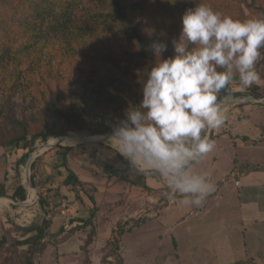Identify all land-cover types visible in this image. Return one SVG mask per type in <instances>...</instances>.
<instances>
[{"label":"rangeland","instance_id":"rangeland-1","mask_svg":"<svg viewBox=\"0 0 264 264\" xmlns=\"http://www.w3.org/2000/svg\"><path fill=\"white\" fill-rule=\"evenodd\" d=\"M231 2L232 0H150L149 6L157 13L167 14V21L181 23V17L185 10L195 7V4L203 3L222 16H227L228 5ZM83 5H85V8L90 4L88 5L84 2ZM82 6L76 11L77 20L84 19L85 14H88V10H84ZM240 6L242 7L243 5ZM93 27L94 29H99L98 34H95V36L104 32L102 28L95 24ZM106 31L111 33L114 30L108 28ZM115 36L119 37L116 33ZM89 43L94 47L97 46L96 43ZM3 45L5 43L0 45V139L2 141L9 140L17 131L11 125V122L7 120V114L13 115L19 121H25L29 128V137L31 138L35 137L42 129H49L56 124L83 129L92 126L90 121L97 124L104 123L105 125H110V121H113L116 125L119 120L124 118L125 111L129 107H134L131 105L133 102L131 88L120 81V76L113 73L114 70L107 63L94 64L95 66L100 65L99 72L96 73L97 81L87 82L85 88L78 87L75 90L65 88L67 83L71 82V79L75 76V73H73L69 80L70 58H76L73 53L75 51L74 47L70 46L65 39H53V43L47 45L36 42L30 49L33 51L32 61L27 65H25L26 63H19L20 59L13 60L12 56H7L4 53L5 48H1ZM77 59L80 62L76 72L80 75L83 72L84 77L87 76L91 65L83 63V60H79V58ZM19 66L21 68L17 72L16 69ZM71 69H73V66H71ZM254 70L259 77L256 83L264 86V61L262 60L258 66L255 65ZM68 73L69 75H67ZM80 75H76L75 78L81 79ZM58 83L62 84L59 85ZM237 83L238 80L234 79L230 85V87H234L233 91L239 90L238 86H236ZM60 89L61 108L67 107L69 102L72 104L69 105L63 117L51 113L47 107L50 98L56 96ZM92 89L93 91H91ZM95 96L100 97L101 104L90 110L91 108L88 105L91 101L89 98L91 97L90 99L93 101ZM110 98H113L118 104H110L108 102ZM218 101L221 104L224 115L235 103L237 107L242 105L239 100L237 101L231 96ZM123 102H126V104L122 105L121 103ZM88 112L90 115L86 114ZM73 114L80 117L74 118ZM67 116L69 117V124L63 119ZM110 132L111 130L108 133ZM81 134V132L66 133V135L90 137ZM61 137H50L46 142H42L37 137L34 141L32 151L36 154V157L33 162L37 161L34 180L38 183H43L44 185L41 184L43 186H47L43 190L34 187L37 190V194L33 205L30 207H20L7 198L0 197L7 200L6 204L0 207V235L5 233V236L10 241L17 240L19 233L12 232V227L26 228L32 224L41 225L46 213L53 215V217L59 216L58 211L52 205L56 201L54 197H57L58 194L69 196L72 199L71 204L74 201L77 207H82L83 204L86 205L87 198L85 195L88 194L93 195L98 204L101 203V199H108L109 201L114 199V203L118 199L120 205L115 211L123 210L126 214L132 213L137 208L145 209L146 207L144 211L136 215V217L139 215L142 220L145 219L144 222L125 232L121 239L119 252L123 264H235L237 261H247L248 263L246 264H264V214L256 215L255 210L250 206L251 210L248 208L244 210V206L240 208L235 188L231 183H228L225 188L220 189L218 187V183L222 179L220 178L222 175L220 171L224 167L227 157L225 154L231 153L232 150H225L216 159V165H214V170L208 180L213 185V190L209 194L217 193L213 200L208 201L206 199L204 208H200L201 206L190 207L184 205L182 203L183 198L180 197L175 200L169 199L167 203H174L171 204L172 208L169 209L168 217L165 212L160 214L158 216L159 219L156 220L154 218L157 214L155 210L161 209L159 208V199L162 200L167 192L161 178H155L156 181H153L150 175H146L147 180H145V183L144 179L134 173L135 171L124 172V178L128 177V179L134 181L140 186V189L126 185L127 183L119 181L117 177H107L105 169L108 170L107 172L118 166L128 169V164L119 154L112 152L106 143L81 145L85 147V150H78L77 154L83 153L78 158L69 159V167L72 168L74 173L76 171L78 174L76 175L75 173L81 180L82 190L84 191L77 192L73 189L75 186H64L62 182L68 172L62 163V152L78 145L76 143H65L59 146L63 148L60 150L58 147H53L43 152L39 151V148L46 145L49 140H58ZM222 142L223 138L218 139L213 144L214 146L217 144L221 145ZM1 151L2 149L0 148V153ZM8 152L3 156L0 155V184L3 183L6 187L5 195L11 197H13L15 189L19 185L22 186L25 190V199L21 203L24 204L26 202V205H28L27 199L30 194V188L24 178L25 164L20 165L17 171L15 166V161L24 152L20 150L17 152L16 150H9ZM92 152H95V158L93 159H97V161L89 169H92V172L95 173H89L88 177H85L80 172V166L82 164L85 165V162H82L84 161V156H88ZM235 152L236 155L238 153L241 156H237L239 160H241L243 154L250 158H255L257 154H260V152H255L254 150L244 153L242 151L239 152L237 149ZM207 161L204 160L199 165ZM31 170L30 166V182H32ZM4 173L8 174L6 182H4L3 178ZM16 173L19 175L18 178H15ZM145 184L149 186V188L145 186L149 190L145 191V188L141 187ZM47 188L50 190L46 193L44 190ZM77 189L79 190L78 186ZM76 192L79 193L77 198L75 197ZM141 193L148 197V206L142 199L144 197ZM41 195L44 196L45 203H47L44 209L47 211L46 213H44L38 203ZM124 198L130 199V202L128 200L125 202ZM241 213L244 216H240ZM104 215H107V213ZM146 216L149 218L146 219ZM178 217L183 219L177 222ZM255 218H258L257 223L253 222ZM123 221L120 219L118 223ZM96 223L102 224L98 218ZM115 223L117 221L114 214L112 219H109L107 223L99 227V235L97 236L96 234L93 248L90 250L91 264L113 263L112 259L106 260L103 256L106 252L105 240L107 238L110 239L111 235L109 233ZM54 225L49 229V232L54 231L58 224L55 222ZM84 236V233L77 232L65 243L57 246L56 249L49 245L44 254L36 261V264H85L83 262V254L80 252L81 239ZM11 249L13 250L14 248L12 247ZM8 257L10 261L7 263L16 264L14 255L2 252H0V264L6 263L5 258Z\"/></svg>","mask_w":264,"mask_h":264},{"label":"trees","instance_id":"trees-1","mask_svg":"<svg viewBox=\"0 0 264 264\" xmlns=\"http://www.w3.org/2000/svg\"><path fill=\"white\" fill-rule=\"evenodd\" d=\"M84 2L90 5L84 8ZM149 2L150 0H0V45L5 43L1 48H5L4 53L7 56H12L13 60L20 59L19 63H26L25 65H27L32 61L33 51L30 49L36 42L47 45L52 44L53 39H65L70 46L74 47L75 51L73 53L76 56V58H70L69 80L73 73H75V76L80 75L76 72L80 62L77 58L83 60V63L91 65L87 76L84 77L83 72L80 75L81 79L74 76L65 88H69V90H75L78 87L85 88L87 82L97 81L96 73L99 72L100 65L95 66L94 64L107 63L114 70L113 73L120 76V81L131 88L133 92L131 105L138 106L142 99L141 89L147 74L151 67L159 62V56H153L149 45L153 41L168 43V50L162 54L161 58L172 56L174 53L170 41L178 38L181 28L180 22H169L166 17L167 14L163 15L151 9ZM240 5L243 6L241 7ZM80 6L84 10H88V14H85L84 19L77 20L76 11ZM228 7L227 16L236 20L264 18V0H232ZM94 24L102 28L104 32L95 36V34H98L99 29H94ZM108 28L114 31L111 33L105 32ZM115 33L119 37H116ZM118 40L119 42H117ZM89 42L96 43L97 46L94 47ZM262 53H264V50H262ZM260 59L257 61L256 66L262 60L264 61V55ZM71 66H73V69H71ZM20 68L19 66L16 71L19 72ZM235 79L238 80V77ZM58 84L61 85L62 83ZM236 86H238V83ZM233 90L234 87L230 86L223 89L219 93L218 100L227 96L263 98L261 93L262 85L256 82L243 92ZM90 98L91 103L88 105L91 108L90 110L101 104L99 96H95L93 101ZM61 100L60 89L57 95L52 96L50 102L47 103L51 113L59 117L65 116L69 105H72L69 102L67 107L61 108ZM108 102L110 104H118L113 98L108 99ZM121 104L124 105L126 102ZM86 114L90 115L89 112ZM73 116L74 118L80 117L74 114ZM6 118L17 131L16 133L13 132L14 135L7 141L0 139V148L5 153L9 150L24 152L15 161L16 171L20 165L25 164L28 154L33 150V143L37 137L42 142H46L50 137L65 136L67 132H81L83 136L105 135L115 126L113 121H110V125L97 124L90 121L92 126L86 129L56 124L49 129H42L35 137L30 138L29 128L25 121H19L10 114H7ZM63 119L69 124L68 116ZM58 149L63 148L58 147ZM78 150L84 151L85 147L78 145L62 152V163L68 172L62 184L64 186H75L73 189L80 192L84 191L82 190V184L69 167V159L78 158L83 153L77 154ZM94 156L95 152H92L87 157L93 159L95 158ZM36 162L35 160L31 165V183L33 187L43 190L47 185L43 186V183H38L34 180ZM126 171H129V169L126 168L122 172ZM122 172L119 173L118 170L110 169L108 176L118 177L121 176ZM7 176L8 174L4 173V182L8 180ZM18 176V173H16L15 178H18ZM137 176L143 179L140 175ZM122 178L124 179V177ZM124 180L132 186H139L132 180L130 181L126 178ZM45 182L47 181L45 180ZM141 187L149 190L145 185ZM5 189V185L3 183L0 184V195H5ZM49 190L47 188L44 191L47 193ZM77 192L75 194L76 198L79 197ZM85 196L91 207L81 211L77 214V217L71 216L67 218L56 231L49 232L54 217L53 215H48L47 211L44 210L47 203H45L44 196L41 195L38 203L44 213H46L41 225L32 224L26 228L12 227V232L19 233L18 239L10 241L5 236V233L0 235V252L14 255L16 264H36V261L44 254L49 245L56 249L57 246L65 243L74 234L81 232L85 236L81 239L80 252L83 254V262L90 264V247L96 237L97 224L95 218L98 208L95 206L93 195L86 194ZM13 197L19 202L24 201L25 190L22 186L19 185L15 189ZM54 198L56 201L52 205L61 214L66 209L64 203L67 198L65 195L60 194ZM168 200L167 195L162 200L159 199L160 207L165 206ZM140 222H142V219L138 215L122 223H117L110 239L105 244L106 252L103 258L106 260L112 259V264H123L119 252L121 239L125 232L132 230ZM12 247L14 248L13 250L11 249ZM5 261L6 263L4 264H9L7 262L10 261V258H5ZM246 263L248 262H235V264Z\"/></svg>","mask_w":264,"mask_h":264},{"label":"clouds","instance_id":"clouds-1","mask_svg":"<svg viewBox=\"0 0 264 264\" xmlns=\"http://www.w3.org/2000/svg\"><path fill=\"white\" fill-rule=\"evenodd\" d=\"M173 55L161 58L168 43L149 49L159 62L149 70L138 106L129 107L105 143L128 169L161 178L168 199L183 197L201 206L213 185L191 169L214 148L207 135L225 120L219 93L238 77L241 92L259 77L254 70L264 55V18L236 20L200 3L186 9Z\"/></svg>","mask_w":264,"mask_h":264},{"label":"crops","instance_id":"crops-1","mask_svg":"<svg viewBox=\"0 0 264 264\" xmlns=\"http://www.w3.org/2000/svg\"><path fill=\"white\" fill-rule=\"evenodd\" d=\"M261 93L263 94V99H264L263 85H262ZM231 98L237 101L239 100L238 99L239 97L231 96ZM239 103L242 105L237 107L235 103L233 107L228 109V112L225 115V120L223 125L219 128V130L218 129L215 130V136L212 138L211 141L214 143L218 139L223 138L222 144L215 145L211 152H209L206 156L200 159L202 161L208 160L207 162L199 165L202 162L199 160L198 162L194 163V166L192 167L191 170L194 173L204 175L207 178V180H209L214 170V165H216V159L220 157L225 150H232L231 153L225 154L227 157H226V161L224 162L225 165L223 168H221L220 171V173H222L220 178L222 179L218 183L219 184L218 187L220 189L225 188V186L228 183H231L232 186H234L235 188L236 198L239 201L240 208L241 206H244V210H247V208L251 210L250 207H252L255 210L256 215H260V214H264V105L261 103H254L253 101L250 100H239ZM237 149L239 150V152L242 151L244 153L247 151L254 150L255 152H260V154H257L255 158H250L243 154L241 160H239L238 157L241 156H239L238 153L236 155L235 150ZM2 151L0 155L3 156L5 155V151L3 149ZM96 161L97 159L96 160L89 159L87 155L84 156V161L82 162H85V165L82 164L80 166L81 169L79 167L78 171L80 169V172L84 174L85 177H88L89 173H95L92 172V169H89V167L94 166ZM70 169L73 172L72 168ZM113 170H118L119 173H121L122 171L126 170V167L118 166L113 168ZM107 171L108 170L105 169V173H107L106 174L107 177L115 178L114 176H108L109 172ZM75 173L73 172L74 175ZM123 174L124 172H122L121 176H118L117 179H119V181L120 180L123 181L125 184L127 183L126 185L128 186H132L127 181L124 180L125 178L128 179V177H125L124 179L122 178L124 177ZM76 175L78 174L76 173ZM140 176L143 177L144 182L146 183L145 181L147 180L146 177L142 175ZM154 176L155 175H151L150 177L153 181H156L155 178H159V177L158 176L154 177ZM77 179L81 182V180L78 177ZM145 186L149 188L147 184H145ZM132 187L140 188V186H135V185H133ZM141 195L144 197L142 199L144 200L145 204L146 205L149 204V202L147 201L148 197L147 196L145 197V195L142 193ZM216 195H217L216 192H214L213 194H208L200 208H204V203L206 202V199H208V201L213 200L214 197H216ZM177 197L183 198L182 196H179V194H177L176 198ZM66 198L67 200L64 203L66 209L62 212L63 214L61 213L59 214V216H55L53 219V224L51 227L55 226L54 225L55 222L58 224L56 225V229L54 231H56L62 225L64 220H66L67 218L71 216L77 217V214H79L81 211H84L89 207H91L88 199L85 202L86 205L83 204L82 207L80 206L77 207L74 201L71 204L72 199H70L69 196H66ZM113 200L109 201L108 199L107 200L101 199V203L98 204V202L95 199V206L98 208V212L95 219L96 220L97 218L100 219L102 226L104 223H107L109 219H112V215L114 214H115V219L118 223L120 219L125 221L127 219L135 218L137 214H139L140 212L146 209V207L144 206L145 209L137 208L132 213L126 214L123 210L115 211L117 207L120 205V201L116 199L114 203ZM124 200H126L125 202H127V200L128 202H130V199L124 198ZM173 203L174 202H168L165 206L160 207L161 209L156 208L157 210H155V212L157 214L156 216L154 215L155 216L154 218H156V220L159 219L158 216L160 214H164L165 212H166V216L168 217L169 209L172 208L171 204ZM105 213H107V215H104ZM240 216H244L243 213H241ZM148 218L149 217L146 216V219ZM182 219L183 218L178 217L176 221L178 222ZM144 220L140 222V225L144 222ZM253 222L257 223L258 218H255ZM117 223H115V225H112L109 235L112 234V229H115ZM96 224H97L96 234L98 236L99 227L102 226L99 225V223ZM106 240L108 241L109 239L107 238ZM106 240L105 243L107 242ZM90 248H93V243Z\"/></svg>","mask_w":264,"mask_h":264},{"label":"water","instance_id":"water-1","mask_svg":"<svg viewBox=\"0 0 264 264\" xmlns=\"http://www.w3.org/2000/svg\"><path fill=\"white\" fill-rule=\"evenodd\" d=\"M239 100H250V101H253V102H257V103H261L264 105V99L263 98H255V97H252V96H243V97H239L238 98ZM109 133L105 134V135H95L94 137H100V139H97V140H87V138H83L82 136H70V135H66L64 137H61L58 139V141L54 144V145H50V146H47V145H44L42 147H40V149H42V151L40 152H43L45 150H48V149H51L53 147H59V146H62L63 145V140H65L66 137H71L73 138L75 141H76V144L77 145H98V144H105V139L107 137ZM207 135L209 136V138L212 140V138L215 136V130H212V131H209L207 133ZM90 137H93V136H90ZM36 157V154L32 151L31 153L28 154V157H27V160H26V163H25V173H24V178H25V182L27 183V185L29 187H31V189H33L35 191V194H37V190L32 186V183L30 182V178H29V170H30V166L34 160V158ZM136 172V171H135ZM138 173L139 175H142V176H146V175H155V174H152V173H142V172H136ZM0 197H4V198H7L8 200H12L11 196H8V195H0ZM14 202L19 205L18 202H16L14 200Z\"/></svg>","mask_w":264,"mask_h":264},{"label":"bare ground","instance_id":"bare-ground-1","mask_svg":"<svg viewBox=\"0 0 264 264\" xmlns=\"http://www.w3.org/2000/svg\"><path fill=\"white\" fill-rule=\"evenodd\" d=\"M70 136H75V135H70ZM84 138V137H83ZM85 138H87V140H97V139H100V137H85ZM58 140H55V139H51V140H49L48 141V143L46 144L47 146H50V145H54L56 142H57ZM63 142V144H68V143H72V144H75L76 143V141L73 139V138H71V137H66L65 138V140H63L62 141ZM39 151H42V149H40L39 148ZM33 186V185H32ZM30 188V194H29V197H28V199H27V201L29 202V204L28 205H26V202L24 203V204H22L21 202H19L17 199H15L14 197H12L11 199L12 200H10L11 202H13V203H15L14 202V200L16 201V202H18L19 203V205L18 206H20V207H30L31 205H33V201H35V191L33 190V189H31V187H29ZM6 199L4 200V198H2V199H0V207L2 206V205H5L6 204ZM16 204V203H15ZM17 205V204H16Z\"/></svg>","mask_w":264,"mask_h":264}]
</instances>
